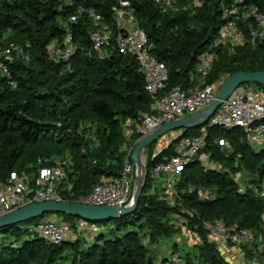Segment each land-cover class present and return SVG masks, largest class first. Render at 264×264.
Returning <instances> with one entry per match:
<instances>
[{
	"label": "trees",
	"instance_id": "1",
	"mask_svg": "<svg viewBox=\"0 0 264 264\" xmlns=\"http://www.w3.org/2000/svg\"><path fill=\"white\" fill-rule=\"evenodd\" d=\"M128 1L135 11L136 23L148 36L151 54L168 70L165 93L175 87L191 88L197 81V59L220 36L226 22L224 9L231 10L235 0H210V4H203L200 14L204 16L200 21L206 31L202 34L192 28L189 14L182 10L188 0L174 4L177 11L170 8L164 11L154 0ZM116 6L117 0L72 4L65 0H0V40L6 41L0 42V63L7 64L9 73L0 70V182L24 173L36 176L37 180L43 168L56 165L53 157L67 149L74 159L70 162L69 179L59 190L66 201L76 202L89 195L102 177L120 179L127 159L132 164L128 151L139 141L140 134L135 128L128 137L125 124L128 120L139 124V114L150 110L152 98L146 91V78L134 57L119 53L115 39L107 50V58L102 59L93 51L91 34L95 27L85 14V10L94 9L106 24L112 25ZM240 6L247 14L252 8L264 12V0H241ZM250 22L237 23L246 36ZM68 32L78 50L69 61L56 63L50 59L48 47L53 41L62 43ZM24 43L30 44L29 53L23 46L33 67L22 60L9 64L2 58V51L9 44ZM215 52L217 60L207 80L209 84L222 86L238 72H264V40L233 52L225 47ZM257 86L264 90L263 86ZM84 123H92L86 128L94 131V137L79 133V126ZM201 129L187 130L181 138L197 137ZM178 141L148 157L146 185L133 215L92 223L105 230L91 241L77 238L61 246L35 237L30 227L51 217L72 222L77 218L49 214L3 229L0 264H156L144 245V237L150 234L154 243L160 237L176 234L173 215L181 214V207H172L169 198L157 196L151 173L157 164L176 157ZM42 144L63 145L64 150L37 149ZM31 151V161L25 162ZM204 153L211 163L223 164V169L229 170L217 171L200 160L181 170L175 189L176 202L195 211L194 218L186 217V226L201 241L196 246L197 262L188 255L184 258L188 264H227L209 242L204 226L207 222L224 220L256 234L264 230V200L253 190L242 192L233 174L235 169H245L256 177V184L264 183V149L256 151L241 129L213 127L208 130ZM191 187L196 191L189 192ZM70 188L73 197L69 196ZM198 189H216V197L202 200ZM9 237L19 242L7 243ZM250 253L254 255L252 250Z\"/></svg>",
	"mask_w": 264,
	"mask_h": 264
},
{
	"label": "built area",
	"instance_id": "2",
	"mask_svg": "<svg viewBox=\"0 0 264 264\" xmlns=\"http://www.w3.org/2000/svg\"><path fill=\"white\" fill-rule=\"evenodd\" d=\"M76 1L92 0H68V3L72 4ZM154 1L164 11L175 2V0ZM85 14L95 27L91 34L93 51L100 58H107V50L115 39L119 53L134 57L146 78V91L152 98V104L148 112L139 114V140L148 137L166 123L205 109L218 95L221 86L207 83L217 60L214 50H208L198 57L195 67L197 81L191 88L185 90L175 87L165 93L169 82L168 70L151 54L148 36L136 23L135 11L130 1L117 0V6L114 9L115 23L112 25L106 24L104 17L94 9L85 10ZM223 19L226 22L220 30L221 38L215 43V49L219 46H231L236 49L246 44L255 45L258 41L264 40V12L252 8L245 16V20H251L248 36L239 28L237 23L240 17L234 10L226 9ZM77 50L70 32L62 43L48 48L50 59L56 63L69 61ZM25 55V48L18 44L7 46L2 52V58L9 64L21 60ZM0 70L9 75L5 62L0 63ZM255 84L249 83L239 87L228 100L222 103L208 124L201 129L199 136L179 139L176 157L157 164L153 168L151 173L153 186L158 181H162L165 194H173L185 165L196 160L207 162L209 156L204 153V149L207 146L210 128L219 127L226 130L238 128L244 132L251 145L264 144V90ZM131 153L130 149L129 154ZM134 173H136L134 167L127 161L120 179L102 177L89 195L81 197L74 203L99 207L129 206L133 200ZM69 174L70 167L66 163L43 168L35 184L26 174H13L6 182H0V216L32 203L65 202L59 186L69 179ZM69 196H74L71 188ZM259 196L264 200V183ZM204 228L210 238L222 245L247 247L254 254L264 257V230L256 234L250 229L228 224L224 220L207 222ZM103 230H105L104 227L82 219L72 222L48 218L30 227L35 237L44 239L55 246L76 240L81 234L95 236ZM158 264L188 263L182 255L171 253L166 260Z\"/></svg>",
	"mask_w": 264,
	"mask_h": 264
},
{
	"label": "water",
	"instance_id": "3",
	"mask_svg": "<svg viewBox=\"0 0 264 264\" xmlns=\"http://www.w3.org/2000/svg\"><path fill=\"white\" fill-rule=\"evenodd\" d=\"M249 83H256L264 87V72H238L233 74L224 81L218 95L208 107L196 114L187 115L173 122L164 124L158 130L139 142L134 148L131 157L132 166L136 171V187L131 205L124 207H99L71 202L32 203L20 209L13 210L7 215L0 216V231L9 227L22 225L49 214H60L68 218L73 217L82 219L90 223L111 222L133 215L138 209L147 181L148 168L144 161V153L147 148L159 142L170 133L176 131H183L184 133L187 130L203 128L208 124L211 117L216 113L223 102L228 100L239 87ZM181 136L178 139H182Z\"/></svg>",
	"mask_w": 264,
	"mask_h": 264
},
{
	"label": "rangeland",
	"instance_id": "4",
	"mask_svg": "<svg viewBox=\"0 0 264 264\" xmlns=\"http://www.w3.org/2000/svg\"><path fill=\"white\" fill-rule=\"evenodd\" d=\"M65 1L68 2V0H65ZM179 1H181V0H178L177 2L175 1L173 3V5L176 4V3H179ZM240 1L241 0H235V3L233 5H231V10H234L238 14V16L240 17L239 21H243V20H245V16L247 15V11L244 10L243 8H241ZM210 2H211L210 0H188L187 3L186 2L183 3L185 6L182 8V10L189 14L191 22H192L191 23L192 28L193 29H199L201 34L204 33L206 31V29L204 28V26L201 24V21H200L201 18L204 16V15L202 16L200 14V11H202V10H200V8L203 6L204 3L210 4ZM173 5L170 7V9H173L174 11H177L176 10L177 7L173 8ZM227 8L228 7H226V9ZM226 9H224V10H226ZM198 18H199V20H198ZM72 20L75 21V18L73 17ZM21 37L25 38V36L23 34L21 35ZM220 38H221L220 36H217V38L214 40V42L212 44H210L207 49L215 51L218 48L225 47V46H219L216 49L214 48L215 43L217 41H219ZM0 42L1 43H4V42L6 43L5 38L1 39ZM57 44H60V43L58 41H53L52 44L48 48H50L51 46L57 45ZM10 45H15V44H9L8 46H10ZM23 45L27 48V52H28V49L30 48V44L29 43H24L21 46H23ZM225 48L230 50V52L231 51L232 52L235 51V48H233L231 46H227ZM28 53L21 60L24 61L27 65H30L31 67H33L32 64H30V58H29ZM77 110L79 112V110H81V107H80V109H77ZM75 112H77V111H75ZM75 112L72 114L73 116L76 114ZM91 124L92 123L80 124L79 133H83L85 137L86 136L87 137H90V136L94 137L93 136L94 135V133H93L94 131L89 130L90 131L89 132V131H87V128H86V127L91 126ZM78 125H79V123H78ZM138 127H139V124H135L133 121L128 120L126 122V124H125L126 134L128 133L129 136H130V134L132 133L131 129L132 130L135 129V128L138 129ZM182 133H183L182 131H176V132L168 134L167 136H165L161 140L167 139L170 142L171 141L174 142L182 135ZM128 134H127V136H128ZM141 140H143V139H141ZM141 140L137 141L135 143V145L130 148L132 150V153L134 151V148L139 144V142ZM160 142H158L156 144V146H153L152 148H149V149L147 148V150L145 151V153H144V161H145L146 164H147L148 157L152 153H154V155L159 154L157 151H158V144ZM62 146L63 145L57 146V145H44V144H42L41 146L38 145L37 149L40 148V147H43V148L47 147L49 150H51L52 148L53 149L59 148L58 150H61ZM253 147H254V149L256 151H260V150L264 149V144L261 143V144H258V145H254ZM33 148H36V147H33ZM62 150H64V149H62ZM31 153H33V151H31L30 153L29 152L27 153L25 162H30L31 161V157L33 156V154H31ZM128 153H129V151H128ZM81 154H83V153L81 152ZM53 158H55L56 164L66 163V164H68L69 167H70V162H72V160L74 159V157L72 155H69L67 153V149H65V151H64V153L62 155L56 156V157H53ZM127 161H128V159H127ZM127 161H126V163H127ZM206 166H210V167L216 169L217 171H221V172H226V171L229 170L227 168L223 169V164L218 165V163H211L210 160H207ZM231 167H232V165H231ZM237 167H238V165L236 163L235 164V168H237ZM124 169H125V167H124ZM234 171L235 172L233 174L235 175V180L238 183V185L240 186L241 191L242 192H246L248 190H253L255 192V194L258 196L263 183H261L260 185L256 184L255 183L256 177L253 174L249 173V171H247L245 169H235ZM134 175H135V180H134L133 188L135 190V187H136V173H134ZM154 188H156V185L153 186V189ZM194 191H196V188L195 187H191L189 192H194ZM197 191H198L199 197L202 200H208V199L212 200V199H214L216 197V194H217V190L216 189H207V190L198 189ZM157 196H160L161 198H163L165 200H168V198H169L171 200V201H169L170 206H172V207H176V206L181 207V214L176 213V214L173 215V217H174V221L173 222L175 224L174 229L177 231V233L174 234L172 237H170V238L160 237V239L157 240V242H154V243H152V239L150 237V234L144 237V245L150 250L151 256L155 259V262H157V260L159 261L161 258H163L168 253V251L170 249H172L175 244L178 245V243L180 241H183L184 244H188V243L194 242V241H189L188 240L189 237L192 234H194V233L191 232V230H189L188 227L186 226V224L188 222V219H186V217L189 216L190 218H194L196 216L194 210H192V209H190V208H188L186 206H183L181 204H178L176 202L177 190H175V192L173 194H169V195H166V194L159 195L158 194ZM65 202L74 203V201H65ZM191 215H194V217H191ZM51 218H49V219H51ZM46 219H48V218H46ZM56 219L57 220H59V219L62 220L63 218L62 217H56ZM25 237L28 238V239L30 238L29 236L28 237L25 236ZM79 238L81 240H83V241L84 240L90 241V240H92L94 238V235L86 236L85 234H81V236ZM84 238H86V239H84ZM23 239H25V238L23 237ZM6 242L7 243H16V242H19V241H16L13 237H9L6 240ZM87 245L90 246V244H87ZM181 248L182 247L180 246V250L179 251H180V254L183 256L185 254H184V251L181 250ZM183 257H185V256H183Z\"/></svg>",
	"mask_w": 264,
	"mask_h": 264
},
{
	"label": "crops",
	"instance_id": "5",
	"mask_svg": "<svg viewBox=\"0 0 264 264\" xmlns=\"http://www.w3.org/2000/svg\"><path fill=\"white\" fill-rule=\"evenodd\" d=\"M131 132H132V129H131ZM160 141H159L160 143L158 144V151H157L158 153H160L162 150L166 149L172 143V141L170 142L167 139L160 140ZM26 175H28V174H26ZM29 177H30V180L32 183H36V179H35L36 176H29ZM154 190L159 195L165 194L163 182L158 181L156 183V188H154ZM62 220H60V221H62ZM208 239H209V242L216 247L219 255L224 260V262L227 264H264V257L257 255V254L252 255L250 253L251 252L250 248H241V247H235V246H230V245H222L210 237ZM188 240L194 241V242L184 244L183 241H180L178 243V245L175 244L174 247L172 249H170L168 251V253L163 258H161L159 261L157 260L156 263L158 264V263L166 260L171 253L180 254V251H179L180 246L182 247L181 250L184 251L185 255L190 256L194 262H197V259L195 256L197 255L198 249L196 248V246L199 245L201 243V241L196 234H192ZM185 255H183V256H185Z\"/></svg>",
	"mask_w": 264,
	"mask_h": 264
}]
</instances>
